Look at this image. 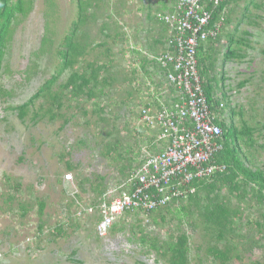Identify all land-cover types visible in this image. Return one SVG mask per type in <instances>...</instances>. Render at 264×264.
Listing matches in <instances>:
<instances>
[{"label":"rangeland","instance_id":"obj_1","mask_svg":"<svg viewBox=\"0 0 264 264\" xmlns=\"http://www.w3.org/2000/svg\"><path fill=\"white\" fill-rule=\"evenodd\" d=\"M148 1L99 0L89 10L93 18L78 29V38L85 34L92 47L74 69L99 57L114 79L101 97L63 98L60 110L51 114L46 112L49 102L39 99L22 120L15 108L55 74L60 62L56 52L78 19L77 0H31L26 15L15 16L0 64V264H167L166 258L151 252L150 244L175 242L181 234L187 237V264H264V202L248 194L241 201L240 194L236 198L224 188L212 194V201L224 202L232 218V231L220 241L200 216L207 200L203 192L198 206L186 199L162 218L125 214L103 235L96 233L103 195H117L115 189L128 175L162 148L155 141L157 130L141 123L140 111L168 107L177 96L156 64L149 62L144 74L138 70L140 56L132 57L129 44L107 40L101 32L106 26L111 36L114 30L130 35L131 27L145 24L159 36L162 25L151 23L153 18L144 22L137 13L147 6L155 10L156 3ZM258 4L260 8L254 7ZM226 11L229 23L215 42L203 47L204 65L221 120L254 130L249 160L252 169L264 172V0H230ZM244 31L249 47L240 51L243 59L226 60L228 47L237 49L236 40ZM43 38L48 43L41 50ZM98 43L105 47L93 48ZM150 46L156 54L164 49ZM141 50L140 55L147 53L151 60L154 54ZM69 73L58 77L52 91ZM221 93L228 99L226 107ZM229 110L235 112L231 121ZM100 179L105 191L97 199L89 185ZM227 243L233 249L222 263L211 250L223 251Z\"/></svg>","mask_w":264,"mask_h":264},{"label":"built area","instance_id":"obj_2","mask_svg":"<svg viewBox=\"0 0 264 264\" xmlns=\"http://www.w3.org/2000/svg\"><path fill=\"white\" fill-rule=\"evenodd\" d=\"M223 2L174 0L170 12L156 15L169 28L170 36L166 52L154 60L176 90L177 100L157 111H140L141 123L157 130L155 141L162 148L115 189L117 195H103L98 206V235L106 233L125 214H147L186 200L197 182L223 173L224 166L214 160L222 149L218 126L221 117L209 109L197 67L198 49L215 42L222 31L225 9L219 11V7ZM65 177L71 180V175Z\"/></svg>","mask_w":264,"mask_h":264},{"label":"trees","instance_id":"obj_3","mask_svg":"<svg viewBox=\"0 0 264 264\" xmlns=\"http://www.w3.org/2000/svg\"><path fill=\"white\" fill-rule=\"evenodd\" d=\"M98 1L99 0H77L78 19L72 24L71 31L64 37L60 49L56 52L60 62L55 68V74L52 75L50 79L45 81L39 90L26 103L15 108L17 115L21 120L27 113L29 107L39 99L44 102H49L50 106H48L46 112L51 114L53 109L57 111L60 110L62 107L61 100L63 98L67 99L69 102L80 98L90 100L101 97V95H103V88L110 85V83L114 80L110 75L111 73H108L109 70L107 69L105 63H99V57L94 58L93 61H87L78 70L74 69L92 47V41L90 42L89 38L85 34L79 35V38L77 34L79 27L85 24L88 18H93L94 15L93 13H90L89 10L93 6L97 7ZM235 1L238 2L240 0ZM30 2L31 0H15L13 3L10 0H0V64L3 58V51L10 38L11 24L16 15H20L21 17L26 15L30 8ZM229 4L230 0H224L219 7V11L222 9L227 10ZM254 7L260 8L261 4L254 5ZM155 20L157 21L156 24L162 26L164 25L156 19V16H154L153 21L150 22L154 23ZM221 22L222 26H226L229 23L227 15L223 16ZM106 31H108L106 26H102L101 32L107 40L111 39L112 42L119 41L120 43L128 42L126 35L123 33L114 30V34L111 36L110 33H106ZM247 36H249L247 33H241V37L236 40L237 49H231L228 47L224 55L226 60H232L234 58L243 59V55L240 54V51L242 48L249 47ZM231 41L232 39H230L229 43L230 45H233L234 42ZM47 43V39L43 38L41 40L40 49H45L47 47ZM162 46L163 44L160 47L162 48ZM102 47H105V43L93 45V48L95 49H100ZM146 49L151 51L150 46ZM128 50L132 54V57L136 58L138 55L140 56L138 67L139 71L147 74L146 65L150 63L152 65L156 64L165 78V71L154 59L149 60L147 57L141 56L137 49ZM153 54L158 55L160 53ZM197 61L198 73L202 80L203 91L209 109L213 114L221 117L220 114L222 111L218 110L219 103L214 100L212 95V86H210L211 79L208 78L209 71L204 65L205 51L202 47L198 49ZM66 71H69L70 73L65 82L59 86L57 91H52V87L55 85L58 77ZM244 84L245 81H243L240 86L242 87ZM177 96L170 104H168V106L176 102ZM221 99L224 100L226 107L228 99L223 93H221ZM233 116H235V112L233 110H229L230 121ZM218 126L221 130L222 149L215 156L214 160L217 164L223 165L225 169L223 173L197 182L195 184L194 193L187 198V201L193 202L194 205L198 206L199 193H205V198L207 200L202 205L203 211L200 213V216L211 231L216 233V238L220 241L225 237L227 231H232V218L229 215L224 202H220L219 204L212 201V194L214 192H219L224 188L230 195L236 194V198H238L237 195L240 194L239 200L241 201H244L248 194L251 198L256 199L259 204H262L264 202V172L259 169H252V162L249 160L251 155L250 150L253 148L252 137L254 130L247 127L245 124H243L240 128H236L231 124V122L229 125H226L223 120L218 123ZM67 170L72 172L73 168L68 166ZM101 181L102 180L100 179V181L96 184L89 185L91 192L97 199H99L105 191L101 186ZM79 185L81 189L82 184L79 183ZM181 201L173 202L164 208L152 211L146 215L149 217L152 214H158L162 218L164 213L168 212L172 207H177ZM43 208L44 205L40 204L38 214L41 215ZM234 215L236 216L237 214L235 213ZM115 229L116 228L113 227L112 231ZM231 249L233 248L229 246V243H227L223 251L212 248L211 254L214 256V259L225 263L229 260ZM150 250L162 258H166L167 264H187V237L185 234L179 235L175 242H168L158 247L154 244H150Z\"/></svg>","mask_w":264,"mask_h":264},{"label":"crops","instance_id":"obj_4","mask_svg":"<svg viewBox=\"0 0 264 264\" xmlns=\"http://www.w3.org/2000/svg\"><path fill=\"white\" fill-rule=\"evenodd\" d=\"M148 2L156 3L155 8H154L155 10L149 11L148 6H147V8L144 7V8L137 9L138 10L137 13H139V15L141 14L143 16L144 22H145V20H148L151 18L154 19V16H156L157 14H164V13L170 12L172 10L173 4H174V0H150ZM154 11H156V12H154ZM224 11H225V16L227 15V17L229 18V11H226V9ZM153 19H151V21H153ZM143 26H144V28L140 27L141 29H138V28L136 29L134 27L130 28L131 30L128 31V33L130 32L131 34L126 35V37L128 39L127 45L128 44L130 45L129 49H131V48L137 49L141 54H144V51H142L141 48L146 49L147 46H150L151 44L153 45V47H157V46L160 47L163 44L162 48H164V49L161 52H159L160 54L153 55V52L150 51V53H152V55H153V56H151L152 57L151 59L153 60V59L157 58L158 56H160L162 53L166 52L167 40L170 36V30L167 26H165V27L164 26H158V27H160L159 31H158V33L160 35L154 36V34H157L154 32V29H150V28L147 29V27H145V24ZM147 26H149V25H147ZM244 33H246V31H244ZM146 36H148V39H149L148 42L145 39ZM207 44L208 43H205L202 46V48L204 46L206 47ZM208 45H210V44H208ZM150 47H152V46H150ZM145 53H146V51H145ZM145 56H147V53ZM162 106H164V105H162Z\"/></svg>","mask_w":264,"mask_h":264}]
</instances>
